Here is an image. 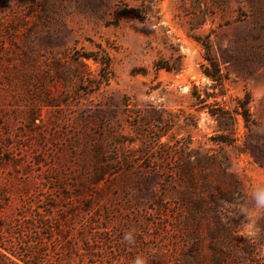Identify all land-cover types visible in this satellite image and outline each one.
I'll use <instances>...</instances> for the list:
<instances>
[{
    "label": "rangeland",
    "instance_id": "obj_1",
    "mask_svg": "<svg viewBox=\"0 0 264 264\" xmlns=\"http://www.w3.org/2000/svg\"><path fill=\"white\" fill-rule=\"evenodd\" d=\"M258 184L264 0H0L4 255L226 264L218 210Z\"/></svg>",
    "mask_w": 264,
    "mask_h": 264
},
{
    "label": "trees",
    "instance_id": "obj_2",
    "mask_svg": "<svg viewBox=\"0 0 264 264\" xmlns=\"http://www.w3.org/2000/svg\"><path fill=\"white\" fill-rule=\"evenodd\" d=\"M206 60L210 62V64L215 68V74H212L211 71L206 67H204L203 73L213 81H220L221 77L217 69L216 63H214L213 60L210 58H207ZM249 100H250V96L248 93H246L242 101L244 110L241 113H239V115L243 118L245 124H248L249 122V114L245 110ZM209 113L212 116L216 115L215 111H209ZM221 136L222 135L217 136L216 140L225 143L226 140L222 139L223 137ZM254 158L255 160H257L256 155H254ZM259 225H260L261 236L260 239L255 242L246 240L244 237L238 234V230H237L238 223L234 220H231L230 224H228L227 226L224 227L223 225L220 226L224 229L226 235L228 236L230 249L227 253H224L221 251V249H219V247L215 245L213 251L221 254L224 253L222 255H224V257L227 260L226 264H264L263 259L260 255L261 246L264 244V218H261ZM0 259L6 264H40V263H36L34 257H29L28 259H20L15 257V259H12L10 256L4 255L1 251H0ZM216 262L218 263V259Z\"/></svg>",
    "mask_w": 264,
    "mask_h": 264
},
{
    "label": "clouds",
    "instance_id": "obj_3",
    "mask_svg": "<svg viewBox=\"0 0 264 264\" xmlns=\"http://www.w3.org/2000/svg\"><path fill=\"white\" fill-rule=\"evenodd\" d=\"M218 211L223 218L243 216L239 235L253 242L259 240L261 231L254 227V224L255 221L264 218V184L254 186L244 199L237 197L231 202H222ZM122 242L127 245H134L136 243V230L133 228L125 231ZM261 254L264 255V252ZM149 261L147 255L137 254L131 264H149Z\"/></svg>",
    "mask_w": 264,
    "mask_h": 264
}]
</instances>
